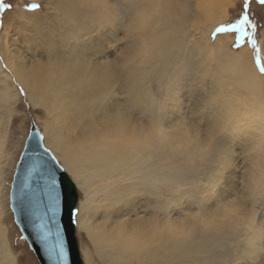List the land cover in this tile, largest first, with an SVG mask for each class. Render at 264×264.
<instances>
[{
	"label": "snow or ice",
	"instance_id": "1",
	"mask_svg": "<svg viewBox=\"0 0 264 264\" xmlns=\"http://www.w3.org/2000/svg\"><path fill=\"white\" fill-rule=\"evenodd\" d=\"M251 3L213 38L234 33L237 50L250 43L258 76L239 60L148 41L159 7L150 0L31 4L40 12L25 18L34 55L0 74V125L11 117L13 127H31L7 199L30 218L48 264H77L71 235L82 216L104 221L90 229L95 264H264V24L251 18ZM107 47L115 60L69 82ZM37 115L74 156L73 171Z\"/></svg>",
	"mask_w": 264,
	"mask_h": 264
},
{
	"label": "bare ground",
	"instance_id": "2",
	"mask_svg": "<svg viewBox=\"0 0 264 264\" xmlns=\"http://www.w3.org/2000/svg\"><path fill=\"white\" fill-rule=\"evenodd\" d=\"M235 1L238 0H231L229 3H227V0L224 2L223 0H196L195 5L198 12L194 14L193 18V24L192 26H195L197 30H200V39L195 42L194 48L191 50L184 49L185 44L187 40H184V35L187 28V23L190 22L189 18L187 16V7L186 12H173V0H150L151 3L158 5L157 9V18L155 20V23L153 24L152 30L147 34L146 39L157 46L160 45H167L169 48L174 49L176 51H187L192 52L196 51L198 53L202 52L208 55H211L212 57L224 60L229 59H235L241 61L246 70L249 73L256 74L258 76V73L255 72V66H254V55L247 47L246 43L240 48L238 51H234L230 48L231 44L233 43L234 35L232 34H219L217 35L215 42L211 43L210 39L208 38V34L215 29L216 26H219L221 24H225V22L228 20V13L227 9L229 5H233ZM191 5V4H190ZM235 5V4H234ZM189 7V6H188ZM235 9V8H234ZM22 12V11H21ZM28 12H31L30 10ZM189 12V11H188ZM192 12V10H191ZM32 14V13H31ZM22 19V18H21ZM204 24L203 26H201ZM206 25V26H205ZM187 39V38H186ZM259 40V39H258ZM20 42V41H19ZM17 42V43H19ZM30 42V41H29ZM21 45V44H20ZM261 51L262 54H264V39H261ZM6 46V47H5ZM1 47L8 50H18L16 55H11L10 53H7L5 55L6 64H8V67L15 71L16 63L18 60L21 59H28L30 56L34 55L33 53V46L32 43H23V46H19L20 49H26L32 52V54L28 56H23L22 51L17 48L18 45L14 42H7L5 44H1ZM12 48V49H11ZM5 53V51H4ZM3 53V54H4ZM109 55L107 48L101 49L99 52L93 53L92 56L89 57L88 65L81 69L79 72L73 74V76L70 78L71 83H76L78 81H85L90 76L94 75L95 69L99 65H106L112 60H115L116 57L111 58L108 61H103V57ZM39 54H35V58L41 60V62H44L41 57H38ZM109 58V57H108ZM1 69V67H0ZM3 71V70H2ZM3 90L0 89V105L3 104ZM5 117L3 113H0V120H4ZM10 122V117L8 118L7 124L0 125V179L2 181V166L1 162L4 157L7 156V151H5V142H6V134H7V128ZM44 133L45 137L47 138L48 146L53 149V151L57 154V158L61 161V164L68 168L69 171H73L74 165H75V159L74 156L70 154L69 150L65 146L59 145L54 138L50 134V127L47 124V122L44 123ZM7 146V145H6ZM75 174V173H74ZM221 175H224L221 174ZM223 182V180L220 181V183ZM2 182H0V188H1ZM219 186H217L218 188ZM81 192H83L84 195V188H81ZM84 199H81V207H84L83 203ZM1 207V206H0ZM251 213H255L256 223L257 225L260 224V216H261V209L259 206L254 207L250 209ZM142 215V213H141ZM111 223L110 221L108 222ZM93 224H99L100 226H103L104 221L103 220H96L94 217L90 216H82L80 220V228L79 231H84L88 237L90 238L91 243L92 242V233L90 231L91 226ZM5 251L14 258L15 264H17L16 256L12 253L11 247L9 246L6 234L2 226L0 225V263L8 264V261L4 255ZM83 258L86 264H95V257L92 252H90L87 248L82 249Z\"/></svg>",
	"mask_w": 264,
	"mask_h": 264
},
{
	"label": "rangeland",
	"instance_id": "3",
	"mask_svg": "<svg viewBox=\"0 0 264 264\" xmlns=\"http://www.w3.org/2000/svg\"><path fill=\"white\" fill-rule=\"evenodd\" d=\"M195 1L196 0H173V3H172L173 12H186V7H187L186 13L190 21L187 23V28L185 29L186 32L184 35V40H187L184 49H187V50H191L192 48H194L193 46H195L196 40L198 41L200 39L201 31L197 30L195 26H192L194 14L198 12V10L196 9ZM223 1L225 2L226 0H223ZM230 1L231 0H227V3H229ZM4 2L5 4L11 5V7L0 8V24H2V28H0V67H1L0 74L3 73L2 70L6 64V60L4 58L5 55H7V53H10L11 55H16L18 51L12 48H11L12 50L7 51L6 48L4 50V48L1 47V44L2 43L5 44L7 42H14L15 44L18 45L17 48L19 49H20L19 46H23L24 42L30 44L31 37L28 32V27L25 23V18L29 15H39L40 14V12H33L30 6L33 3H37V4H40L46 7L49 0H4ZM233 3L235 5L234 4L232 6L229 5L227 9L228 20L225 22V24L234 21L236 18L239 17V15L242 14V11H243L242 5L244 3V0H238ZM29 10L31 12H28ZM250 16L253 19V21H258L261 24H264V5L259 4L258 0H252V3L250 5ZM203 25L204 24H202L201 26ZM217 27L218 26H216L215 29ZM215 29L207 35L211 43L215 42V39L217 37L216 35L215 38H213V32L215 31ZM223 34H229V33H223ZM230 34L234 35V39H233L234 41L231 44L230 48L234 51H238L236 48L233 47V45L236 43V34L234 33H230ZM261 39H264V27H261L259 29V40H258L259 45L261 43ZM246 45H248L247 47H249V49L253 53L251 44L246 43ZM261 46L262 45H260V47ZM21 49L20 50L22 51L23 56L26 55L29 57L32 54V52L29 50H26L23 48ZM107 51L109 55H107L106 58L105 56L103 57L102 60L104 62L110 60L113 57H117L119 55V53H116L115 49L112 47H107ZM20 99L21 98L18 95L15 96V100L17 104L19 103ZM45 122L46 121L44 117L40 115L36 116V123L39 127V130L44 135H45L44 133V123ZM12 124H13V119L10 117V122L7 128V134H6V139H5L6 140L5 151H7L6 152L7 156L4 157V159H2V162H1V166H2L1 168L3 170H2V181L0 179V182H2V185L0 188V206H1L0 207V225L5 231L9 246L11 247V250H12V253L17 258L16 259L17 264H21V257L27 258L26 264H39L34 252L32 250L29 251L30 247L27 241L24 239L19 227L15 223L13 212L11 211L9 201L7 199V196L11 191V185L13 184V181H14V176L16 173L18 162L25 148L26 140L29 136L30 128H31L27 120L23 121L19 125H16L15 127H13ZM224 175H226V173H224ZM81 199H84L83 192H81ZM76 236H77V240L79 243L80 253L84 261L82 249L87 248L90 252L94 253V248L92 247L90 238L84 231L78 230L76 232ZM0 264H3V263H0Z\"/></svg>",
	"mask_w": 264,
	"mask_h": 264
},
{
	"label": "water",
	"instance_id": "4",
	"mask_svg": "<svg viewBox=\"0 0 264 264\" xmlns=\"http://www.w3.org/2000/svg\"><path fill=\"white\" fill-rule=\"evenodd\" d=\"M31 132V128H30ZM30 134V133H29ZM28 140V138H27ZM26 140V143H27ZM26 145V144H25ZM32 147H35V140L32 142ZM25 150V148H24ZM23 150V152H24ZM22 152V153H23ZM22 157V154H21ZM20 157V160L18 162V165H26L27 161H23ZM18 165L16 168V171L18 169ZM22 171V169H21ZM15 179V176H14ZM64 179V184L67 190L71 191V181L69 180L68 176L65 175L63 177ZM74 200V197H72ZM11 208V206H10ZM12 211V210H11ZM13 212V211H12ZM14 220L17 226L19 227L23 237H27L28 239L26 240L30 249L34 252L39 264H48V260L46 257V253L43 250V245L40 243L39 239L34 233L33 227H32V222L30 218L27 215H20L19 217L16 216V214L13 212ZM71 240H72V252H73V258L76 260L77 264H79V260L82 257L79 249V243L77 240L76 233L71 235Z\"/></svg>",
	"mask_w": 264,
	"mask_h": 264
}]
</instances>
